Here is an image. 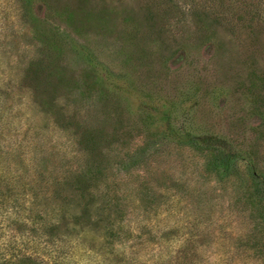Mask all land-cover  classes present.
Listing matches in <instances>:
<instances>
[{
	"label": "rangeland",
	"instance_id": "obj_1",
	"mask_svg": "<svg viewBox=\"0 0 264 264\" xmlns=\"http://www.w3.org/2000/svg\"><path fill=\"white\" fill-rule=\"evenodd\" d=\"M264 264V0H0V262Z\"/></svg>",
	"mask_w": 264,
	"mask_h": 264
},
{
	"label": "trees",
	"instance_id": "obj_2",
	"mask_svg": "<svg viewBox=\"0 0 264 264\" xmlns=\"http://www.w3.org/2000/svg\"><path fill=\"white\" fill-rule=\"evenodd\" d=\"M20 263H24L25 261L26 262H28V264H33V263H31L32 262V260H31V258H29V257H22L21 259H19L18 260ZM9 263H11V264H16L15 262H9ZM0 264H2L1 262H0Z\"/></svg>",
	"mask_w": 264,
	"mask_h": 264
}]
</instances>
